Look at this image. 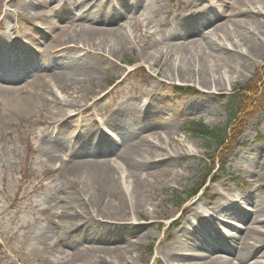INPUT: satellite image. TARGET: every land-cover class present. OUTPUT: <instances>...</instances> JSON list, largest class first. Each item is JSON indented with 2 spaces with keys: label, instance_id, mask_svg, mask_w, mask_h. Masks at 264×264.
<instances>
[{
  "label": "rangeland",
  "instance_id": "374dc122",
  "mask_svg": "<svg viewBox=\"0 0 264 264\" xmlns=\"http://www.w3.org/2000/svg\"><path fill=\"white\" fill-rule=\"evenodd\" d=\"M29 1L37 11L34 19L27 18L30 16L27 14L29 8L26 0H0V61L10 66L13 62L11 57L16 60L27 57L33 64L29 67L30 73L37 69L44 71L46 62H49L47 66L50 68L61 69L51 63L54 54L47 47L52 49L60 38H67L87 27V14L94 16L111 10H123L126 4H132L131 0ZM215 1L137 0L134 8L127 9L111 24L114 27L122 24L127 26L133 45L128 43L116 46L111 54L88 51L85 58L93 66V80L79 76L78 81L70 83L75 90L82 91L77 94L71 88L69 91L74 92L75 97L63 94L64 99L69 100L68 103L61 104L57 97L63 98L62 92L54 90L55 93H48V99L42 100L38 108L28 115L18 111L9 112L6 102L0 98V264H94L88 260L91 246L117 245L108 244L105 237L86 236L85 231L75 237L69 236L76 230L75 227L68 229L67 216L80 210L76 206L80 200L69 196L68 177L62 167L70 157L76 158L73 157L74 151L93 132L94 127L100 126L106 131L104 133L118 138L113 127L120 126L137 132L138 137L142 129L138 126L137 118L146 120L148 113L140 116L130 108L137 105L136 98L142 103L147 101V105L151 99L154 104L153 92L157 93L156 99L162 95V100H167L175 111L150 113L148 120L151 121L146 124L151 128L148 135L155 147L171 154L174 160L168 163L170 172L165 180L155 183L156 199L150 201L142 211V219H137L140 227L125 234L118 242V245H129L126 260L122 263L115 261L113 264H165L161 263L160 258L167 262L165 248L168 249L173 244L176 233L184 225L178 219L183 216L192 217L189 210L192 207L210 210L211 206L218 205L216 209L224 213L218 210L213 212V215H220H216V219L212 217L210 224L212 228L223 231L229 229L227 226L230 222L237 225L246 222L233 221L225 213L230 210L225 209L226 202L232 203L231 210L248 214L249 221H255L253 224L258 227L256 229L264 232V223H256L259 214L264 212L258 213L255 210V201L264 199V138L257 137L259 132L264 136V107L251 115L241 144L229 156L226 172L217 174L215 181L206 190L188 197L211 169L210 163L217 148L213 140L196 134L193 129H198L196 125L201 122L222 129L230 124V101L225 95L254 76L264 61V55L260 57V62L258 54L252 56L247 63L248 67L239 68L238 73L222 68L227 73L224 85L206 88L199 83L197 77L182 81L159 74L160 69L153 65L158 57L152 59L142 51L141 40L145 35L160 37L176 33L180 26L179 18L185 14L196 15L194 23L200 19L206 20L205 15L213 11L208 5ZM228 1L230 5L238 2ZM253 5L249 3L244 7L253 8ZM227 6L229 3L227 5L225 2L226 9ZM215 20L223 24H220L217 34L212 33V36L214 40L222 41L220 34L227 30L225 23L229 21L226 16ZM51 21L56 22L58 27L52 29ZM135 25L139 26V31L135 29ZM255 25L257 23L251 26ZM229 26L230 32L234 33V26L230 23ZM30 31L41 42L32 39ZM259 36L258 42L264 47V36ZM203 38L200 29L182 41L189 43L192 39ZM31 41L38 47L28 51L25 56L21 55L20 50L26 44L34 46ZM166 41L175 42L177 38L170 37ZM225 42L232 45L231 40ZM50 43L53 45L50 46ZM155 46L166 49L164 44ZM71 47L64 50L61 57L83 55L84 51L80 53L75 48V43H71ZM42 50V55L37 56V51ZM177 61L176 55L173 62ZM18 62L15 61V64ZM142 65L147 68L148 74L130 73L135 66ZM23 72L27 77V73ZM51 76L48 77L49 81L52 80ZM34 77H39V73ZM22 85L18 81L13 83V87H17L16 93H19ZM176 85L191 86L195 90L191 95L182 97L175 92ZM203 101H206V105L202 104ZM190 106L194 107V111ZM155 109L157 108L153 105L152 110ZM145 147L150 146L147 144ZM55 151H59L60 155ZM109 154L114 155L113 162L124 166L119 154ZM97 160L109 161L101 155ZM221 208L224 210L221 211ZM89 222L79 225L87 229L91 225H88ZM196 232L203 242L205 239L213 240L212 233L200 230ZM145 233L149 234L145 236ZM187 243L191 244L190 247L181 249L199 252L194 250L198 249L194 243ZM225 258H229L232 264H240L239 259L233 255ZM256 258L264 260V255L259 254Z\"/></svg>",
  "mask_w": 264,
  "mask_h": 264
},
{
  "label": "bare ground",
  "instance_id": "6f19581e",
  "mask_svg": "<svg viewBox=\"0 0 264 264\" xmlns=\"http://www.w3.org/2000/svg\"><path fill=\"white\" fill-rule=\"evenodd\" d=\"M131 1L132 4H126L123 10H111L94 16L87 14L85 16L89 20L87 27L76 31L75 34L67 38H60L52 49L47 47L54 54L51 63L56 68H61L60 70L48 67L49 62H46L45 72L37 69L30 73L29 67L33 64L27 57L19 60L11 57L13 62L10 66L0 61V98L4 103L6 102L9 112L18 111L31 115L42 100L48 99V93H55L53 88L55 84L56 88L61 90L64 95L74 96V92L79 94L82 90H75L70 83L78 81L79 76L86 77L90 81L93 80V66L85 58L88 51L111 54L116 46L128 43L133 45L127 26L123 24L117 25V27L111 26L117 17L125 13L127 9L136 6L137 0ZM207 1L209 3V0ZM262 1L238 0L236 4L230 5L228 0H216L213 4L208 5L213 11L205 15L207 16L206 20L200 19L194 23L196 15L185 14L179 18L180 26L176 33L172 32L169 36L160 37H156L154 34L145 35V38L141 40L142 51L146 52V56L150 55L152 59L158 57L156 61H153V65L160 69L159 74L161 73L163 76L182 81H189L197 77L199 83L206 88L223 86L227 73L222 71V68H228L229 71L238 73L239 68L248 67L247 63L252 56L258 54V62H260V57L264 55V47L258 42L259 34L264 36V1ZM26 2V6L29 8L27 14L30 16L27 18L34 19L37 16L36 8L31 1L26 0ZM225 2L227 5L229 3L227 9ZM249 3L254 4L253 8L244 7ZM224 16L229 21L225 23L227 30H222L223 32L220 34L222 41H216L213 39L212 33L217 34L219 26L223 22L217 23L218 20L215 19ZM229 23L234 26L236 30L234 33L230 32ZM255 23L257 25L251 26ZM209 25L213 26L201 28ZM56 27L58 24L51 21V28ZM135 29L139 31V26L135 25ZM200 29L203 32V39H192L189 43L182 41ZM33 35L32 32V39L41 42L37 35L34 37ZM170 37L177 38V41H166ZM225 40H231L232 45L230 46ZM71 43H75V48L80 50V53L84 51L83 55L61 57L64 50L72 48ZM31 44L34 46L26 44L21 48L20 54L25 56L28 51L38 47L33 41ZM156 44H164L166 49L162 50L156 47ZM52 45L53 43H50V46ZM59 45L62 46L59 47ZM151 49L153 51H149ZM42 52L43 50L37 51V56H41ZM176 55L178 61L173 62ZM15 61H19L18 64H15ZM24 63L29 67H23ZM23 71L27 73V77ZM37 73H39V77H34ZM50 76L54 80L53 83L52 80H48ZM16 81L23 83L19 93H16L17 87H13V83ZM71 88L74 90L72 93L69 91ZM135 88L138 89V87ZM158 93L161 94L160 91ZM156 94L153 92L154 104L151 99L147 105L145 104L147 101L142 103L140 99L136 98L137 105L130 108L133 113L140 116L145 112L148 113L146 120L142 117L137 118L138 126L142 129L138 133V137L137 132L133 130L114 126L113 128L119 135L114 139L104 133L106 132L104 128L94 127L93 132L89 133L74 151L73 157L76 158L70 157L62 167L68 177L69 196L80 200L79 205H76L80 210L67 216L68 229L75 227L74 230H76L69 236L75 237L85 231L86 236L105 237L108 244L117 243L114 246L104 244L91 246L92 251H90L88 260L94 264H113L115 261L122 263L126 260V251H130L129 245H118V242L123 239L125 234L132 233L140 227L137 219H142V211L150 201L156 199L155 183L163 182L170 172L168 163L174 158L168 152H161L152 144L148 135L151 128L146 124L151 121L148 120L151 116H149L150 113L175 111V109L170 106L167 100H162V95L156 99ZM57 98L61 104H66L69 101ZM202 104L206 105V101H203ZM153 105L157 109L152 110ZM190 109L194 111L193 106H190ZM147 144L150 147H145ZM55 152L60 155L59 151ZM110 152L119 154L124 166H118L116 162H113L114 155L109 154ZM99 155L108 158L109 161H98ZM217 206H211L209 209L212 211L192 207L189 209L192 212V217L183 216L182 219H178V222L184 225L176 233L173 244L168 249L165 248L167 262L232 264L225 256L233 255L239 259L240 264H264V260L256 258L259 254L264 255V232L256 229L258 227L254 226L255 223L253 224L255 221H249L248 214L231 210L233 206L229 202H226L224 206L225 209H230L225 212L229 215L228 217L233 221L246 222L242 225L230 222L229 225L227 224L229 229L223 231L212 228L210 220L212 217L216 219V215H220L218 213L213 215V212L216 213L218 210ZM222 210L224 209L221 208ZM255 210L258 213L264 212V199L260 198L255 201ZM262 216L264 214H259L256 223H264ZM87 222H89L88 225L91 224L87 229L79 225ZM196 230L212 233L213 237L210 236L213 238L210 240L212 242L206 239L204 242L201 241ZM231 231H235V233ZM148 234L145 233V236ZM250 239H253V242H250ZM187 242L194 243L198 247L194 250L199 252L195 253L192 249H181V247H190L191 244ZM160 261L167 264L162 258Z\"/></svg>",
  "mask_w": 264,
  "mask_h": 264
},
{
  "label": "trees",
  "instance_id": "16d2710c",
  "mask_svg": "<svg viewBox=\"0 0 264 264\" xmlns=\"http://www.w3.org/2000/svg\"><path fill=\"white\" fill-rule=\"evenodd\" d=\"M182 95L192 94L193 88L176 87ZM230 100V116L232 123L226 129L210 128L200 124L197 134L209 136L217 142L216 154L211 163L210 171L194 190L193 195L202 191L216 174L225 170L228 158L233 150L240 145L241 137L245 131L251 115L264 107V63L257 68L254 76L244 85L234 88L228 96ZM262 137L261 134H259Z\"/></svg>",
  "mask_w": 264,
  "mask_h": 264
}]
</instances>
